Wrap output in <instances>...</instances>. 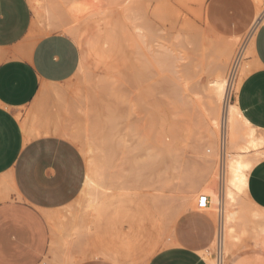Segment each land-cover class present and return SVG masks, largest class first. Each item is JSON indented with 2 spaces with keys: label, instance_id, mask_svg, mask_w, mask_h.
Returning <instances> with one entry per match:
<instances>
[{
  "label": "bare ground",
  "instance_id": "6f19581e",
  "mask_svg": "<svg viewBox=\"0 0 264 264\" xmlns=\"http://www.w3.org/2000/svg\"><path fill=\"white\" fill-rule=\"evenodd\" d=\"M29 1L35 13L34 15H38L40 19L43 18L40 17L42 14L46 16L45 18L52 14V16L56 18L66 16L68 20H71L72 25L66 26V24L64 26L60 23L61 21L58 23V20L56 19L54 20L55 22H50V16L49 20L47 19L49 22L46 26L48 29L50 28L52 30L54 28H62L60 29L61 31L70 34V36L77 41L76 43L79 44V48L81 46L82 61L77 72L78 74L80 73L82 75L86 73V66L88 67L87 60L90 56L94 55L96 57V55H99V53H97L100 50L99 48L97 51L99 46H109L112 48L118 46L119 44H125L129 49L130 54L135 58L134 60H130L135 61L137 59L136 62L140 60V62H142L145 66H151L157 73H170L172 78H174L173 80H175V84H173L174 86L172 88L179 91L182 86V91H184L188 87L189 78L187 79L185 76H182L187 74V72H185V74H181L182 70L180 67L183 65L182 61H184L189 54L188 50L187 53L184 52L187 45L189 47L191 46L189 44H192L195 46L194 52H196L195 55H197V57L191 62L190 72L192 71L200 75L205 73L207 77L203 88L201 87L203 89V95L196 94V98L194 97L195 100L193 99L191 101L190 97L187 96L188 94L186 93V90L185 93L187 95L184 96L188 97L189 100L187 98L186 102L184 97V103L179 102L181 104H179V106H184V109L188 104H192V110H194L195 107L198 110L197 115L195 116L193 115L194 112L189 114L187 110L184 113L181 111L182 115L187 117V125L186 123L184 124V119L181 121L185 126H183L184 128L182 127L185 129V133H188L189 135L192 133L193 129V131L197 129L196 133L198 132V136L203 138L202 147L200 146V149L198 148V150L194 152L195 155H198V159H195L194 161H184V158L183 160L181 159L184 149L181 144L179 145H181L182 148H179L178 145L179 140H177V137L179 138L181 136L180 133H178L179 136L172 131L165 134L162 132L165 130L161 127L159 128L160 130H157L158 132H155V134L152 135L154 132L151 133V128L152 126L154 128V124L156 122L150 125V128L149 126H146L143 121L144 125L133 122H130L128 125L126 124L127 127L124 129L127 131H123L124 135L116 137V134L112 132L115 129L114 118L116 117L112 116L114 115L113 113L112 115H105L106 117L103 121L99 118L98 114L94 113L95 111L92 107H90V104L89 107L84 106L85 104L83 105L84 107H80L79 104L82 102L80 103L77 101L78 104H76L79 108H77L78 111L75 110L76 107L74 110L78 112L77 114L79 116H76L77 120L73 123V127L69 129L67 125H60L59 132L74 142H83L80 146L83 144L85 145V149L83 150V152H85V155L83 153L85 157L87 155L96 156L98 154L100 156H97V158L92 156L93 158H91V160L89 159L90 157H87L90 161L88 164L89 166L87 169L86 180L83 191L78 198L80 201L77 202L76 200L78 206L76 210L78 211H76L74 215H71V223L67 220V224L63 221L59 222V220L62 219L59 213L57 214L60 216V219L56 217L58 220L56 218L53 219L54 216L52 217L48 215V219L52 222V224L56 221L58 223V225L53 224L54 226L52 230H55V238L58 233V236L65 239L64 248H69L67 242L69 239L78 240L86 235V232H88L87 224L90 215L94 214L107 198L125 194L138 196L147 202L156 211L162 221L164 217L171 218L180 210L187 208H199L197 204L198 198L200 196H207L209 202L207 206L202 209L207 210L213 216L217 225V236L211 246L210 252L204 255L209 264H226L230 254L245 242L264 246V231L260 226H264V209H259L257 206L253 205L252 208L250 206L251 203L248 204L249 201H246L247 197L245 198V195L247 194L246 187L249 172L260 160L264 158V130H260L251 125L242 115L236 102L234 100H230L232 92H237L242 78L250 69V63L247 58L251 54V45L255 31L264 21V6L261 8L264 0H254L257 10L256 20L253 27L246 33L244 38L243 36H237L224 40L220 39L217 41H210L201 37L202 34L200 32H198L195 36L193 33L189 34L190 32L185 34L181 33L182 31H179L175 35L173 34L170 41L167 39L168 42H165L167 40L164 41L155 30H152L149 27L148 22L145 20L143 24H139L140 21H138L139 23L137 22L139 19L126 16L128 12H133V4H138L139 0ZM144 1L145 3L147 2V0ZM156 1V3H160L163 0ZM167 1L169 2V0ZM167 1L163 2H166L167 4ZM186 1L188 2V0ZM118 8L120 9L121 14H123V17L120 16L122 18L121 22H118L119 18H116L117 20L115 19V21L108 17L113 10ZM116 16H118V13L114 17ZM101 20H104L102 23L104 24L103 27L101 26ZM63 21L64 20H62V23ZM76 25H81V29H77L79 27L76 28ZM186 27L187 31H191V29H188L190 27ZM186 30H184V32ZM48 31L50 32V30H47L46 32ZM198 34L201 35L199 36ZM101 50H103L102 47ZM190 51L193 50L190 49ZM103 53L101 54L103 55ZM192 57H195L194 54ZM192 57L190 58L192 59ZM95 62L96 61L93 63L95 64ZM94 64L93 66L96 67L97 65L99 66L100 63L98 64L97 62V65L95 64L96 66ZM131 64H133V62H131ZM189 64L190 62L188 65ZM104 67L105 66H102L101 68L104 69ZM92 71L95 70L92 69ZM104 71H106V69H104ZM133 76V73H131L129 76L130 81L128 79L131 85L132 94L136 88L134 86V82L136 83V81H134ZM148 76H150V78L152 77L149 73ZM156 76L160 75L157 74ZM181 77L182 81L180 80ZM111 79H113V76L108 74L102 81H100L102 83V85L101 83L100 85L103 88L107 87V89H110ZM178 80H180V82ZM181 82H184V84H182L185 88L183 85L178 84ZM86 83L87 82H85V84ZM91 84H94L93 87H96L95 82H92ZM146 84H148V82ZM176 86L180 87V89L175 88ZM170 89L171 88H169V90ZM176 90L172 89L171 91L174 93L169 94V96L174 95L177 100L179 99L181 101L180 97L182 98L183 94L182 96L180 94L178 96L177 93L180 91L176 92ZM146 91H148V89ZM143 93L142 97L145 99L146 97L148 98L149 95H146L145 92ZM93 96L95 97V94ZM128 97L129 96L127 95V98ZM143 98L142 100H144ZM124 99L126 102L125 97ZM128 99L130 101L131 110H135L134 101H132V99L130 100V98ZM96 102L100 103V101ZM171 103H173L172 100ZM68 104L66 105L68 106ZM72 105L75 106L74 103ZM176 106L179 107L177 104ZM71 107L72 106H70V108ZM66 108L68 109V107ZM127 111L128 110H126V112ZM129 112L131 111L129 110ZM98 113H100V111H98ZM74 114L76 115L75 112ZM147 114H149V112ZM130 116H133V114L128 117ZM151 119H153V117ZM116 127L118 126L116 125ZM199 129L204 134L202 133L200 135L201 132L199 133ZM197 134L195 136L196 138ZM188 138L191 141L193 140L189 136ZM192 138L194 137L192 136ZM196 138H194V140ZM152 140L154 141V145L150 146V142L152 143ZM182 142L184 143V141ZM159 156L169 159L168 161L170 162L168 163L172 165L170 168L171 170L167 168L170 167V164H164V166L167 165L164 169L166 168V173L169 172V175L166 176L167 174H164L165 176H162L161 174L159 179L154 180L156 181V184L153 185L152 188L150 187L152 189L151 192H148L145 196L143 195L144 193L141 192L144 196L142 197L140 194V177L142 172H146L145 170H147V172L151 170L152 167H154V161H156V158L159 159ZM87 158L85 159L87 160ZM117 159L121 160V163H118L119 161L116 162L118 164L114 163ZM167 169L170 171H167ZM161 171H163V169ZM155 177L157 178V176ZM143 183L145 184L146 181ZM0 187H2L1 182ZM145 188L143 187V189ZM0 192H2L0 193L2 194V197H5V192L4 194L3 190ZM176 193L178 196H176ZM64 216L63 217L66 219L67 215ZM54 242H56V240ZM71 255L72 254H70V261L68 263V254L65 253L62 258V264H72Z\"/></svg>",
  "mask_w": 264,
  "mask_h": 264
},
{
  "label": "crops",
  "instance_id": "0c3cea01",
  "mask_svg": "<svg viewBox=\"0 0 264 264\" xmlns=\"http://www.w3.org/2000/svg\"><path fill=\"white\" fill-rule=\"evenodd\" d=\"M250 4L253 13L244 25L246 33L257 16L255 1L250 0ZM34 18L29 0H0V188L5 192V197L0 194V264H62L65 253L69 263L74 246L81 240L69 239V248L65 249V239L58 233L55 238V230L51 233L57 221L52 224L48 219V215L60 219L62 209L74 215L71 203L84 188L87 172L83 155L71 139L59 132L60 125L71 129L76 116L52 130L40 131L24 120L23 114L43 85L66 82L78 72L82 48L67 32L37 36ZM237 36L243 35L229 38ZM247 59L250 69L234 101L251 125L264 130V21L255 31ZM246 193L252 208L264 209V158L249 172ZM146 210L154 215L155 242L159 244L162 220L147 202L130 194L107 198L90 215L86 234H98L121 222L137 231L144 227ZM181 215L188 228L201 230L202 238L197 240L201 245H186L184 236L176 233L175 240L169 238L163 244L166 247L156 251L146 264H209L204 255L210 252L217 236L213 216L202 208H187L169 219L174 221ZM118 238L120 244L110 240L97 249L95 256L119 263L134 241L128 235ZM71 257L75 264L73 254ZM226 264H264V246L245 242L230 254Z\"/></svg>",
  "mask_w": 264,
  "mask_h": 264
},
{
  "label": "rangeland",
  "instance_id": "374dc122",
  "mask_svg": "<svg viewBox=\"0 0 264 264\" xmlns=\"http://www.w3.org/2000/svg\"><path fill=\"white\" fill-rule=\"evenodd\" d=\"M163 1H167V0H163ZM163 1H161L160 3L158 2L159 3L158 4V3H156L157 2L156 0H147L146 3L144 0H139L138 4H133L134 5L133 10H132L133 12H131V11L128 12L126 14V16L135 17V18L139 19V20H137V22L140 21V23L138 22L139 24H143V22L145 20L146 22H148L149 27L152 30H155L157 32V34L163 38L164 41L167 39H169V41H170L171 40L170 38L173 36V34L175 35L179 31L180 32L182 31L181 33H185V34L190 32L189 34L193 33V35L195 34V36L198 32H200L202 35L201 34H198V35L199 36L201 35V37H204V39L210 40V41H212V40L217 41L220 39L221 40L227 39V38L234 36V35H237V34H242L243 38H244V36L246 35V30H247L246 28L244 29V25L247 26L249 20L251 19L252 13H253L252 12V6L250 4V0H191L192 2L190 0H188V2H190V3H188L186 0H180V1L179 0H169V2L167 1V4H166V2H163ZM178 1H179V3H178ZM162 3H164L166 5H164ZM169 3H171V4H169ZM262 3L263 4L261 5V8L264 6V2H262ZM203 5H204V7H203ZM137 6H138V8H137ZM117 13H118V16L114 17L115 15H117ZM37 16L38 15H35L36 19L34 18V24H33L34 29L36 30L37 36H42V35H45V34H48L51 32H55V31H61L60 29H62V28H54L53 30L50 28L49 29L47 28V26H46L47 23L49 21L55 22L54 21L55 19L58 20L57 21L58 23L61 21L60 23L64 26L66 24H67L66 26L72 25L71 20L70 19L68 20V18L66 16H61L60 17L61 19L59 17L56 18V17L52 16V14L49 15L47 18H45L46 16L42 14L40 16V17H43L42 19H40L39 16L37 18ZM50 16H51V18H50ZM120 16L123 17V14H121L120 9L118 8L116 10H113L109 14L108 17L111 18L112 20L119 18L118 22L119 21L121 22L122 18ZM113 17H114V19H113ZM44 18H45V20H44ZM49 18H50V20H49ZM47 19L49 21H47ZM51 19H52V21H51ZM62 20H64L63 23H62ZM45 21H46V23H45ZM64 22H67V23H64ZM100 22H101V26L103 27L104 24H102V23L104 22V20H101ZM185 25L190 27L188 29H191V31L190 30L187 31L186 30L187 27ZM45 27H46V31L50 30V32L49 31L46 32ZM77 27H79V28H77ZM76 28L81 29V25H76ZM184 30H186L187 32L186 31L184 32ZM191 37H193V36H191ZM165 42H168V40ZM189 45H191V46L188 47V45H187L186 50L184 49L185 50L184 52H186V53L189 51V54L187 55V58H186L187 61H186V59L184 61H182L183 65L180 67V69L182 70L181 74H183V73L185 74V72H187V74L182 75V76H185L187 79L189 78L188 79V85H187L188 87L186 86L187 88L184 91H182L183 90L182 86H181V89H180V87H177V86L175 87V88L180 89L179 90L180 92L178 90L172 88L174 86L173 84H175V80H173L174 78H172V75L170 73H167V72L157 73L151 66H145L142 62H140V60L137 62H136L137 59L135 61H133L135 58L133 55L130 54L129 49L126 47L125 44H119L118 46H115L112 48H110L109 46L108 47L107 46H99L97 48V51L100 48L99 52L96 51L97 53H99V55L97 56L95 54L96 57L93 55V56H90L88 58V60H87L88 67L86 66L87 71L85 74L81 75L79 73L80 74V76H79V74L76 73L69 80H67L66 82L60 83V84H52V85H46V86L43 85L41 87L39 93L37 94V96L33 100V102L27 108L24 109L23 118L26 121L27 120L30 121V123L33 124L35 129L40 130V131L47 129L46 131H48V130H52V128L59 123L71 122L72 118L74 116L78 115L77 114L78 113L77 108H79V107H77L78 102H80V103L82 102L81 104H79L80 107H84V106L89 107V104H90V107H92L95 111L94 113L98 114L99 118L103 121L105 120V117L107 115H112V113L114 114V115H112L113 117L116 116L114 118L115 119L114 120V123H115L114 126H115L116 130L114 129L112 131L114 134H116L115 135L116 137L124 135V132L127 131L125 129H126L127 125L130 124V122L143 124V121L145 122V125L149 126V127H150V125H152L156 122L154 124V128H153V126H152V128L150 127L151 133L154 132V133H152V135H154L155 132H158L157 130H160L159 128H161V127L165 130V131L161 130L165 134L172 131L173 133L177 134V136H179L178 133H180L182 137L181 136L179 138L177 137V140H179L178 145L181 144L183 146V149H184V150L181 149L184 152V153L182 152L181 159L183 160V158H184V161H186V160L187 161H194L195 159H198V157H197L198 155H195L194 152H196L200 146L202 147L203 138L201 136H200L201 138L198 136V134H197L198 132L196 133L197 129L195 131H193L194 130L193 129L192 133H190L189 135H188V133H185V129H183V128L185 127L184 124L187 122V117L183 116L182 113H184L187 110V112L189 114L194 112L193 115L195 116V115H197L198 110L196 109V107L194 110H192L193 108H192L191 102H190L191 105H189V104L187 105L188 108H187V106H185L187 109L186 108L184 109V106H179V104L181 102L184 103L185 99H186L185 101L187 102L188 97H190V100L192 101L194 99V97L196 98L197 95H203L202 94V92H203L202 88L206 82L207 77H206L205 73H202L203 75L202 74L200 75V74H196L192 71L190 72L191 62L193 61V59L194 60L196 59L197 55H195L196 52H194L195 46L192 44H189ZM101 47L103 50H101ZM189 48L193 51H190ZM104 49H106V50H104ZM100 52L101 53L104 52L103 55ZM191 52H192V54H191ZM107 54H108V56H107ZM193 54L195 56L194 58L192 57ZM189 55H190V57H192V59L189 57ZM102 56H103V59H102ZM105 56H106V58H105ZM122 56L124 57V59ZM128 58H129V60H128ZM130 59H133V60H130ZM94 61H96L95 64L97 62H98V64L100 63L99 66L97 64H96L97 65L96 66L93 63ZM130 61L133 62V64H131ZM187 62L188 63L190 62V64L188 65ZM93 64L96 67H94ZM102 66H105L104 69H106V71H104V69L101 68ZM92 69L95 71H92ZM108 69H109V71H108ZM131 73H133V75H134L133 79H134V81H136V83L134 82V86L136 88H135V91L133 92V94L131 93V85L129 82L130 81L129 76L131 75ZM148 73L151 74V76H152L151 78H150V76H148ZM92 74H93V76H92ZM108 74L113 76V79H111V81H110V86H111L110 89L111 90L107 89V87L103 88L101 86L102 83L100 82ZM157 74H159L160 76H156ZM100 75H102V76H100ZM119 75H120L121 79L119 78ZM93 77L96 79H94ZM122 77H123V80H122ZM128 79H129V81H128ZM148 79H149L150 83H149ZM92 80H94V81H92ZM151 80H153V81H151ZM162 80H163V82H162ZM180 80L182 81V77L180 78ZM180 80H178V81L180 82ZM91 81L95 82L96 87H93L94 84L92 85ZM122 81H124V82H122ZM190 81L192 82V84ZM85 82H87L88 84L87 83L85 84ZM147 82H148V84H146ZM100 83H101V85H100ZM182 83L184 84V82H181L178 84L183 85ZM165 84H167V85H165ZM189 85H190V87H189ZM166 87H168V88H166ZM183 87H184V85H183ZM169 88H171V89L169 90ZM100 89H101V91H100ZM147 89H148V91H146ZM172 89L176 90V92L177 91L179 92V93H177L178 96H179V94L181 96L183 94L182 98L180 97L181 101L179 99L177 100L174 95L169 96V94L174 93L171 91ZM181 91H182V93H181ZM185 91L188 95L185 93ZM119 92L120 93L122 92L121 95ZM143 92H145L146 95H149L148 98L146 97V95H145L146 99L142 97L144 94ZM176 92H175V94H176ZM123 93L125 94V96ZM94 94H95V97L93 96ZM135 94H137V95H135ZM140 94H142V95H140ZM234 94L235 93L233 91L231 94V97H230L231 101L234 100ZM127 95L129 96L128 98H130V100L132 99V101H134L133 103L135 104V106H134L135 110H131L130 101L127 98ZM184 95H187L188 97H186ZM122 96H123V98H122ZM168 96L172 97V98H169ZM124 97L126 98V102H125ZM184 97H185V99H184ZM78 98H79V100H78ZM142 98L145 100V102H144V100H142ZM81 100H83V101H81ZM171 100L173 101V103H171ZM188 100H189V98H188ZM96 101H98V102L100 101V103H97ZM71 103L72 104L74 103L75 106H73ZM66 104H68V106ZM176 104L180 108L177 107ZM102 105H104V106H102ZM70 106H72V107L70 108ZM66 107H68V109ZM74 108L77 111H75ZM101 110H102V112H101ZM126 110H128V111L126 112ZM129 110L131 112H129ZM98 111H100V113H98ZM177 111H179V112H177ZM181 111H182V113H181ZM74 112L76 113V115L74 114ZM148 112H149V114H147ZM150 113H151V115H150ZM131 114H133V116L128 117ZM139 115H141V116H139ZM149 117H150V119H149ZM152 117H153V119H151ZM133 118H135V119H133ZM155 119H156V121H155ZM159 119H160V121H159ZM182 119H184V121H183L184 124L181 122ZM157 123H158V125H157ZM116 125L119 128L116 127ZM186 125H187V123H186ZM121 132H123V133H121ZM194 132L197 134V138L195 137L196 134ZM200 132L201 131L199 129V133ZM202 133L203 132H201L200 135ZM188 136L191 137V139H193V140L191 141L188 138ZM192 136L196 139L194 140V138H192ZM182 141H184V143ZM72 142H74V141H72ZM74 143L75 144L77 143L76 145L78 146L82 155H83V153L85 155V152H83V150L85 149V145L83 144L84 146L83 145L80 146V144L83 142H74ZM152 143L150 142V146L154 145L153 140H152ZM181 145H179V148H182ZM84 155H83V158L85 160L86 172H87V169L89 166L88 164H89V161L91 160V158H93V157L97 158V156L99 157L100 155L99 154L96 156L87 155L86 157ZM183 155H185V156H183ZM87 157H90L89 158L90 160ZM85 158H87V160ZM166 159L163 156H159V159L156 158V161H154V165H153L154 167H152L151 170H149L148 172H147V170H145L146 172H142V175L140 177V188H141L140 194L142 197H144L145 194H147L148 192L152 191L151 188L153 187V185L156 184V181H154V180L159 179L161 177V174H162V176L164 174H167L166 176L169 175V172L166 173V168L164 169V167H167V165L170 164V163H168V162H170V161H168L169 159H167V160ZM86 161H88V162H86ZM117 161H119L118 163H121L120 162L121 160H119V159L115 160L114 163H116ZM163 161H164V163H163ZM118 163H116V164H118ZM164 164H167V165L164 166ZM169 166L170 167H167V168L170 169L172 167V165L170 164ZM162 169H163V171H161ZM170 170L167 169V171H170ZM154 171H155V173H154ZM170 174H171V172H170ZM155 176H157V178ZM143 177H145V178H143ZM149 178H150V180H149ZM145 181H146V183L144 184L143 182H145ZM152 182H153V184H152ZM145 185H146V188H145ZM143 187L145 189H143ZM141 192H143L144 194ZM176 196H178L177 193H176ZM78 198H79V196L71 203L72 204L71 212H73V213H76V211H74V210H76L78 207L77 202H76V200L77 201L79 200ZM148 211L149 210H146V216H145L146 219L144 222L145 223L144 227H140L139 229H137V231L136 230L132 231V229L129 228L127 223L121 222V223H119L120 225H117L116 227H113V228H109L108 230L105 229V230L99 232L98 234H93V235L92 234H86V235H84L83 238H81V240L78 241L77 245L74 246L73 251H72L75 264H146L148 259L156 251H158L161 248L166 247V246H163V244H165L169 238H173V240H175V238H176L175 234L176 233L178 235L184 236L183 237L185 240L184 243L186 245H189V246L201 245V242H199L197 240L202 238V232H201V230L200 231L194 230L192 226H190L188 228L187 221L185 219V216L188 214H186V215L184 214L185 216L181 215L180 217H178L174 221H171L169 219V217H164V219L162 221V231L159 233V235H160L159 237L162 240V242L157 244L155 242V240H156L155 237L157 236L156 221H155V218H154V215L152 214V212L151 211L148 212ZM69 212L66 211L65 209H62V211H60V213H62L61 216H62L63 222H66V220L68 222L70 221L72 213L70 214ZM198 214H200L202 216H207L205 213H198ZM64 215H67L66 219L64 218L65 217ZM68 222H66V223H68ZM51 233H52V229H51ZM121 234L122 235H128V237L130 239H133L134 243H131V248L129 251L124 252L120 256L119 263H113L111 261L101 259V258H97L95 256L97 249L102 247L103 245L107 244L108 241H110V240L114 241L116 243V245L120 244V240H118L119 239L118 235H121ZM51 255H50V257L52 258L53 254H51ZM45 260H47V259H45Z\"/></svg>",
  "mask_w": 264,
  "mask_h": 264
},
{
  "label": "built area",
  "instance_id": "2783aa9c",
  "mask_svg": "<svg viewBox=\"0 0 264 264\" xmlns=\"http://www.w3.org/2000/svg\"><path fill=\"white\" fill-rule=\"evenodd\" d=\"M208 202L209 201H208V197L207 196H200L198 198L197 204H198L199 208H205L207 206Z\"/></svg>",
  "mask_w": 264,
  "mask_h": 264
}]
</instances>
